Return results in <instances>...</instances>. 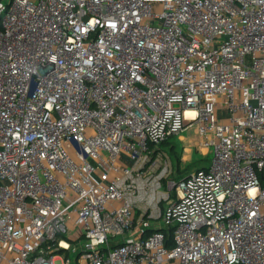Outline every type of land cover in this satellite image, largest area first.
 Here are the masks:
<instances>
[{"label":"built area","instance_id":"obj_1","mask_svg":"<svg viewBox=\"0 0 264 264\" xmlns=\"http://www.w3.org/2000/svg\"><path fill=\"white\" fill-rule=\"evenodd\" d=\"M56 261L264 264V0H0V264Z\"/></svg>","mask_w":264,"mask_h":264},{"label":"rangeland","instance_id":"obj_2","mask_svg":"<svg viewBox=\"0 0 264 264\" xmlns=\"http://www.w3.org/2000/svg\"><path fill=\"white\" fill-rule=\"evenodd\" d=\"M222 115V114H221ZM183 135L185 136L186 138V142H182L180 141L179 139L176 140V139H172L171 140V145L174 146V143L176 142L177 145H180L181 143H186L188 144V141L190 140L192 143L196 142L198 137H197V134L195 132V127L193 124H187L184 129H183ZM168 145L165 147L167 148ZM192 148V152H191V156H192V159H191V163H180L178 166H176V164L174 163V169H179L180 166L181 167H186V170H183V171H176V173L173 175V178L178 180L180 178H182L183 175H185L186 173H189L191 171H194L195 169L197 168H200L202 166H209L210 165V161L212 159V153H211V150L209 149V153L207 154V157H204L203 156V153L202 151L199 149V147H197L196 145H192L191 146ZM169 151V149H168ZM54 264H60L59 261H56Z\"/></svg>","mask_w":264,"mask_h":264},{"label":"crops","instance_id":"obj_3","mask_svg":"<svg viewBox=\"0 0 264 264\" xmlns=\"http://www.w3.org/2000/svg\"><path fill=\"white\" fill-rule=\"evenodd\" d=\"M184 132V131H183ZM183 132L176 138V140H180V141H182V142H186V138H185V136L183 135ZM176 143V142H175ZM197 143H198V141H196V142H194V143H192L190 140L188 141V144H186V143H181L180 145H176V147L178 148V149H180L182 146H184L186 149H187V153L184 155V161H189L190 159H192V156H191V152H192V148H191V146L192 145H196L197 146ZM198 147V146H197ZM202 151V153H203V155H206V157H207V154L209 153V151H207V150H204V149H202L201 150ZM180 163H181V161H180ZM179 172H180V170H179Z\"/></svg>","mask_w":264,"mask_h":264},{"label":"trees","instance_id":"obj_4","mask_svg":"<svg viewBox=\"0 0 264 264\" xmlns=\"http://www.w3.org/2000/svg\"><path fill=\"white\" fill-rule=\"evenodd\" d=\"M170 152H171V156H172L173 161L175 162L176 166H178L180 164V153H179V151H177L175 149V147H171ZM188 166H186L184 170H186V168ZM178 172H179V169H178ZM164 233H165V238H166V241H165L166 246L171 247L172 246L171 230L170 229L169 230H164Z\"/></svg>","mask_w":264,"mask_h":264}]
</instances>
